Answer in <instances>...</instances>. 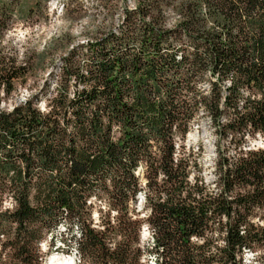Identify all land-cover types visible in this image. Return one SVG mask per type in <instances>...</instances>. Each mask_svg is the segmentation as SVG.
<instances>
[{
    "label": "trees",
    "instance_id": "obj_1",
    "mask_svg": "<svg viewBox=\"0 0 264 264\" xmlns=\"http://www.w3.org/2000/svg\"><path fill=\"white\" fill-rule=\"evenodd\" d=\"M135 2L62 58L43 109L0 98V264H43L61 225L78 229L79 263L242 264L248 250L264 264V148L245 147L264 136V0ZM26 71L0 53V93ZM198 118L215 139L211 186L183 145Z\"/></svg>",
    "mask_w": 264,
    "mask_h": 264
},
{
    "label": "rangeland",
    "instance_id": "obj_2",
    "mask_svg": "<svg viewBox=\"0 0 264 264\" xmlns=\"http://www.w3.org/2000/svg\"><path fill=\"white\" fill-rule=\"evenodd\" d=\"M9 6L10 20L6 30L0 35V53L12 57L18 65L26 66V74L21 80L13 82L14 90L7 96L0 93L1 109L8 111L27 98H41L38 106L44 108L43 100L52 91L62 66V58L69 52L76 51L79 46L107 34L121 25L122 8L135 7V0H0V4ZM172 12L166 11V19L170 26L176 20ZM214 135L206 119L198 118L194 122L184 140L185 151L198 154L201 177L205 183L212 185L214 181ZM245 147L264 148V136L256 135L246 139ZM196 156V155H195ZM140 198V196H139ZM104 203L94 201L91 212L92 227L102 230L101 221L104 213L98 214L97 209ZM142 200L138 199L136 208L140 209ZM11 206L6 199L2 208ZM259 214L258 216H260ZM112 216V215H111ZM254 222L260 223L258 218ZM54 246L49 247V236L38 245L39 254L46 264L54 255L62 259H72L79 263L76 253L78 229L70 231L61 225L52 234ZM140 246L147 247L151 239L145 226L139 234ZM258 253V252H257ZM257 253L245 250L242 264H262ZM140 264H154L152 254L143 253Z\"/></svg>",
    "mask_w": 264,
    "mask_h": 264
},
{
    "label": "bare ground",
    "instance_id": "obj_3",
    "mask_svg": "<svg viewBox=\"0 0 264 264\" xmlns=\"http://www.w3.org/2000/svg\"><path fill=\"white\" fill-rule=\"evenodd\" d=\"M72 261V259H62L61 257L54 255L47 260L46 264H74Z\"/></svg>",
    "mask_w": 264,
    "mask_h": 264
},
{
    "label": "water",
    "instance_id": "obj_4",
    "mask_svg": "<svg viewBox=\"0 0 264 264\" xmlns=\"http://www.w3.org/2000/svg\"><path fill=\"white\" fill-rule=\"evenodd\" d=\"M139 171H140V169H138V171L136 172V174H138ZM139 200H140V202H141V200H142V197H141V196H140Z\"/></svg>",
    "mask_w": 264,
    "mask_h": 264
}]
</instances>
